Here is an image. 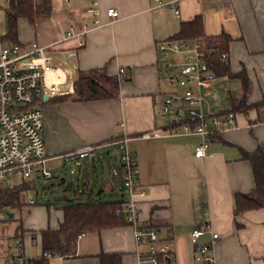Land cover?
<instances>
[{"label": "crops", "instance_id": "1", "mask_svg": "<svg viewBox=\"0 0 264 264\" xmlns=\"http://www.w3.org/2000/svg\"><path fill=\"white\" fill-rule=\"evenodd\" d=\"M52 1L47 18L36 24L24 17L19 19V43L38 39L50 45L48 55L56 68V82L66 90L44 96L46 165L53 177V170L66 162L64 153L95 145L94 155L77 161V182L66 192L75 203L127 202L130 196L124 186L121 148L114 149L121 146L116 141L127 138L139 169L137 226L148 224L161 242L171 243L170 263L164 264H198L194 259L198 246L192 243L190 233L205 226L208 231L199 243L211 242L212 232L220 236L214 244L216 264H264V207L234 214L236 194L251 193L255 185L252 165L242 157V149L253 151L264 143V105L235 111L234 125L211 139L207 156L197 157L201 135L178 128V132H170L182 120H189L183 103H176L181 119L163 111L169 95L181 98L185 92V87L169 80L179 75L184 59L177 54L166 57L158 49L161 41L180 31L183 22L202 16L206 36L226 33L232 37L225 51L227 63L233 73L246 71L250 81L247 102L264 100V0H178L180 16L172 11L174 0H99L104 25L85 34L84 46H79L77 39L61 38L70 23L81 25L89 0H71L70 4ZM9 5L0 0L7 21V30L1 36L8 32ZM110 7L119 12L114 20L107 15ZM0 44L9 45L4 40ZM102 66L117 76L120 68L126 69L118 93L107 99L79 101L74 85L81 72L90 74ZM217 77L208 87L212 88L210 94L203 91L208 88L200 89L202 111L207 114H226L243 96L240 78ZM60 95L67 97L58 98ZM146 132L158 135L145 138ZM113 136H117L116 141H112ZM102 152L108 157L111 152L113 162L102 159ZM66 174L59 178L60 189L68 182L67 178L64 183ZM40 178L44 177L34 180ZM70 198L41 203L37 197L25 224H30L28 233L34 236L38 248L33 253L34 242L29 241L28 255L24 247L20 257L42 255L41 230L59 226L63 208L75 204L69 203ZM148 249V243L136 242L135 226L126 222L82 234L75 256L51 255L49 264H100L99 255L110 252L122 253L123 264H150L145 257Z\"/></svg>", "mask_w": 264, "mask_h": 264}, {"label": "built area", "instance_id": "2", "mask_svg": "<svg viewBox=\"0 0 264 264\" xmlns=\"http://www.w3.org/2000/svg\"><path fill=\"white\" fill-rule=\"evenodd\" d=\"M5 1L10 4L12 0ZM64 2L70 4L71 0ZM39 4L42 5L41 2ZM172 11L180 16L178 0L172 2ZM86 14L80 26L71 23L68 25L61 40L77 39L78 45L84 46L85 34L104 25L100 19L99 0H89ZM107 15L114 20L119 16V12L115 7H110ZM56 21L58 24L61 23L59 18ZM49 46L38 39L27 43L0 44V182H7L12 188L39 176L48 179L53 177L46 165L48 158L43 136L44 96L60 94L66 90L56 82V68L51 64L48 55ZM158 49L166 57L177 54L184 59L179 75L169 80L173 84L177 83L185 87V92L181 98L169 95L163 104V111L174 113L178 119H181L180 107L176 104L177 101L181 102L187 109L189 120H182L181 124L173 127L170 132L176 133L178 128L180 132L201 135L203 140L196 147L195 155L207 156L211 139L220 135L224 129L233 126L236 121V113L232 110L222 115L207 114L202 111L203 96L200 89L212 86L218 78L212 68V60L215 56H219L226 62L228 53L209 44L204 36L166 39L159 43ZM125 72V68H120L119 79ZM157 135L150 132L143 134L145 138ZM113 137L112 141H116L117 136ZM115 143L121 144V170L124 186L130 196L124 204L126 222L135 226L137 243H148L146 261L150 264H164L171 254V243L161 242L157 231L148 224L145 227L137 226L139 208L136 195L139 188V169L136 156L129 150L127 138ZM96 149L97 146L87 144L67 151L62 157L66 162L71 163L94 155ZM27 203L33 205L36 199L29 196ZM4 218H6L4 212H1L0 219ZM206 231L208 226L190 233L192 243L198 246L194 259L198 264H216L214 244L220 236L212 232L211 242L199 243V238ZM21 264H29L28 259L24 258Z\"/></svg>", "mask_w": 264, "mask_h": 264}, {"label": "trees", "instance_id": "3", "mask_svg": "<svg viewBox=\"0 0 264 264\" xmlns=\"http://www.w3.org/2000/svg\"><path fill=\"white\" fill-rule=\"evenodd\" d=\"M52 7V0H12L7 9L8 32L6 35H0V40L7 41L8 44L19 43V19L24 17L32 24H36L39 20L51 15ZM197 36H204L209 44L219 47L221 51H226L232 40V37L226 33L206 36L202 16L183 22L180 31L173 38L183 39ZM227 62L215 56L212 60V68L216 75L240 78L242 81L243 96L231 110L245 111L251 107L264 105V100L255 103L247 102L246 97L250 89L249 77L245 70L233 73ZM119 86V77L111 74L107 66H102L94 68L90 74L81 72L78 82L74 85V90L78 95V100L85 102L111 98L118 93ZM60 96L58 98L67 97L66 95ZM242 157L252 165L255 185L251 193L236 194L234 208L236 216L247 210L264 207V143L259 144L253 151L242 149ZM33 181L24 182L13 188L0 182V209L4 207L21 208L23 206L22 193L31 189ZM124 204V201L79 200L73 205L65 206L59 226L41 230L42 255L28 259L29 264H49L51 255L75 256L79 235L99 232L126 223ZM99 258L100 264H123V254L120 252L101 253Z\"/></svg>", "mask_w": 264, "mask_h": 264}, {"label": "rangeland", "instance_id": "4", "mask_svg": "<svg viewBox=\"0 0 264 264\" xmlns=\"http://www.w3.org/2000/svg\"><path fill=\"white\" fill-rule=\"evenodd\" d=\"M2 14V19L0 22V34H4L7 30V21H6V13L4 9H0ZM205 94H210L212 92V88L203 89ZM220 91L217 90V93ZM220 94H218L219 96ZM220 98V96H219ZM116 148L114 149H120V145H116ZM117 150V151H118ZM102 159L108 160L110 162H113L111 152L110 157L106 156L104 152L100 153ZM106 158V159H105ZM77 161L75 162H65L64 166H62L60 169H54V177L53 178H40L31 183V189L29 192L25 191L22 193V202L23 206L21 208H10V207H4L0 209L1 212H4L6 218L0 219V264H21V262H24V257H20L21 249L25 247V251L28 255L29 253V241L34 242L33 246V253L36 251L37 243L33 239L34 236H31L28 232L30 229V224H25L26 216H28L30 210L32 209L33 205H29L27 202L29 196L37 200L38 202L45 203L48 201L51 202H59L63 200V198L66 196L70 198L69 194L66 192L68 187L77 182V167H78ZM74 170V172H72ZM64 173H67L68 182L66 185H62L63 189H60L58 187L59 178L63 176ZM16 182H18L16 180ZM24 183V182H23ZM19 183L18 185H21ZM56 188L59 190H48V188ZM46 190V191H45ZM126 190V188H125ZM71 201L70 204L75 203L76 201L70 198ZM8 212H11L14 214L13 218H10L8 215ZM27 229V230H26ZM23 233V234H22ZM35 249V250H34ZM5 256H8V258H5ZM37 258V257H36Z\"/></svg>", "mask_w": 264, "mask_h": 264}, {"label": "water", "instance_id": "5", "mask_svg": "<svg viewBox=\"0 0 264 264\" xmlns=\"http://www.w3.org/2000/svg\"><path fill=\"white\" fill-rule=\"evenodd\" d=\"M66 182H67V174H66L65 177H64V183H66ZM4 185H5V186H8V183L5 182ZM8 215H9L10 218H13V217H14V214L11 213V212H8ZM168 262L170 263V260H168Z\"/></svg>", "mask_w": 264, "mask_h": 264}]
</instances>
